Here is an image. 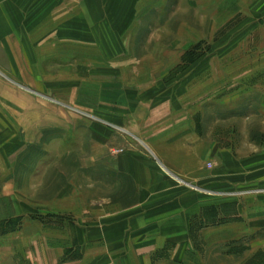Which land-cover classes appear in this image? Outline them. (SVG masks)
Instances as JSON below:
<instances>
[{"label": "crops", "instance_id": "obj_1", "mask_svg": "<svg viewBox=\"0 0 264 264\" xmlns=\"http://www.w3.org/2000/svg\"><path fill=\"white\" fill-rule=\"evenodd\" d=\"M167 1L0 0V263L264 264V153L248 139L218 140L211 122L201 125L200 88L187 87L200 77L186 83L178 70H143L183 68L182 60L113 61L112 79L98 80L96 114L120 127L119 135L128 132L127 139L113 135L117 144L110 146L105 129L111 125L100 124L92 135L96 157L76 159L81 171L70 177H78L60 188L46 184L55 196L87 197L101 183L127 188L132 203H116L109 191L96 214L86 198L80 214L69 217L68 207L25 198L41 194L42 177L50 176L37 170L41 150L59 138L67 147L76 133L67 108L42 97V53L52 57L61 34L93 36L104 68L105 37L119 46V37L143 34L152 14L141 5ZM228 3L240 5L228 19H240L241 27L229 32L247 52L241 68H256L258 101L250 115L264 130V0ZM245 78L241 84L248 86ZM93 163L102 171L95 176Z\"/></svg>", "mask_w": 264, "mask_h": 264}, {"label": "rangeland", "instance_id": "obj_2", "mask_svg": "<svg viewBox=\"0 0 264 264\" xmlns=\"http://www.w3.org/2000/svg\"><path fill=\"white\" fill-rule=\"evenodd\" d=\"M228 1L168 0L152 5L142 4L141 7L145 8L144 11H148V8L151 7L148 13L152 14L145 32L141 34L142 36L119 37L122 41L119 46L114 44L113 37L106 36L105 47L107 50L105 51L104 68L100 65L102 59L96 45V37H85L86 41H84V37L80 35H74L72 40L67 39L63 34L59 35L56 39L58 51L50 58H45L48 53H42L44 75H42L41 94L44 97L47 96L45 95L47 93L49 98H54L58 108H67L76 133L73 132V141L67 147L63 138H59L57 143L47 147V151L41 150L39 154L41 162L37 170L41 173H50V176L42 177L41 184L44 182L45 185H48L51 181L54 187L60 188L72 181V177L74 179L78 177H70L71 174L78 175L81 171L80 164L76 159L79 161L81 155L90 160L92 157H96L92 135L98 133L100 124L111 125V123L108 125L107 121L96 114V97L98 91L102 90L98 80L102 79V75H105L106 80L112 79V73L116 67L113 65V61L134 59L136 56L150 61H169L170 65L173 60L184 61L183 68L152 67L143 70H152L154 75L159 71L171 73L178 70L179 73L183 72L182 75L185 76L186 83L194 77H200V84H196L195 80V86L192 83L186 85L190 90H193V87L200 88L199 104L203 108L200 117L201 125L211 122L216 126L218 140L226 141L227 135L225 136V134H228V139L231 136L233 139H248L250 142H255L259 146V151L264 153V130H261L256 116L250 115L256 112L258 101L256 68H241V61L248 59V55L240 43V36H232L229 32L233 28L238 29V32L241 20L228 19V16L235 15V12L240 9V5L230 4ZM132 48L135 50L134 54L128 51ZM251 55L249 53V59L256 58V52ZM125 66L123 71L126 70L125 74L128 75L134 68L132 64V67H128V64ZM244 71H249V75L242 74ZM247 76L249 78L248 86L241 84V79L246 80ZM113 128H116L117 131L120 127L112 124L110 128L105 129L106 143L110 146L117 144L113 140V135L120 133L114 132ZM120 131L123 136H119L123 137L122 139H127L124 136L128 132L126 133L122 129ZM125 141H121V144H124ZM140 148L142 149V146ZM113 151V147H111L110 152L113 153ZM31 153L32 151H30ZM109 164L110 162L104 165L105 171L109 169ZM89 171L91 176H95L97 171L98 173L102 172L96 163L89 165ZM55 175L58 177L56 181L54 180ZM47 185L44 188L42 185L41 194H30L25 198L46 205L68 207L69 217L80 214V202L86 198H88L90 211L96 214L98 209L103 208L102 204H98L99 200L110 192H114V195H111L115 198L116 203L124 206L132 203L127 188L109 190L104 188L101 183V186L99 185L101 188L95 184L90 186L87 197L55 196L50 192L54 193L56 189H48ZM92 203L94 204L92 205ZM12 247L16 249L17 246L14 244ZM0 264H10V262L7 260Z\"/></svg>", "mask_w": 264, "mask_h": 264}, {"label": "built area", "instance_id": "obj_3", "mask_svg": "<svg viewBox=\"0 0 264 264\" xmlns=\"http://www.w3.org/2000/svg\"><path fill=\"white\" fill-rule=\"evenodd\" d=\"M208 166H209V167H211V166H212V164H211V163H209V164H208Z\"/></svg>", "mask_w": 264, "mask_h": 264}]
</instances>
